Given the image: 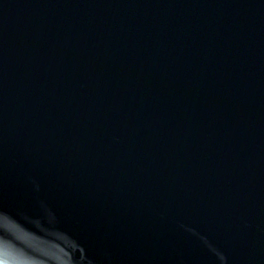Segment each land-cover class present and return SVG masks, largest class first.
<instances>
[{"label":"water","instance_id":"95a60500","mask_svg":"<svg viewBox=\"0 0 264 264\" xmlns=\"http://www.w3.org/2000/svg\"><path fill=\"white\" fill-rule=\"evenodd\" d=\"M264 236V0H0V264H252Z\"/></svg>","mask_w":264,"mask_h":264}]
</instances>
